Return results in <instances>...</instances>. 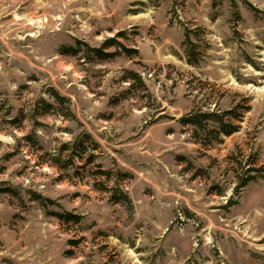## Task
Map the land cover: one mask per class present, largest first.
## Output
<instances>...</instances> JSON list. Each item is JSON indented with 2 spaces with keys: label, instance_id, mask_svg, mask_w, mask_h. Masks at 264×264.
Returning a JSON list of instances; mask_svg holds the SVG:
<instances>
[{
  "label": "rangeland",
  "instance_id": "374dc122",
  "mask_svg": "<svg viewBox=\"0 0 264 264\" xmlns=\"http://www.w3.org/2000/svg\"><path fill=\"white\" fill-rule=\"evenodd\" d=\"M0 189V264H264V0H0Z\"/></svg>",
  "mask_w": 264,
  "mask_h": 264
},
{
  "label": "trees",
  "instance_id": "16d2710c",
  "mask_svg": "<svg viewBox=\"0 0 264 264\" xmlns=\"http://www.w3.org/2000/svg\"><path fill=\"white\" fill-rule=\"evenodd\" d=\"M110 41H111L110 46L119 45V43H117L116 40L112 39ZM95 52L99 58H108V57H111L114 55L113 53H108V52H105V51L99 50V49L96 50ZM129 74H130L129 77L131 80H135L136 78H138V76L136 74H134L133 72H130ZM180 122L183 125H192L195 128H197V130H206L208 127V124L210 122H214V123H217L219 125L218 130L226 136H230L234 132L237 131L236 127H234L230 123L225 122L224 116L220 115V113L205 112L202 110H198L194 114H191L189 116L182 117ZM83 146L84 145L82 143L77 144V145L76 144L73 145V151L76 152V154H78V155L77 156L76 155H69L68 158H69V161L72 162L71 164H73V161L75 160V158L76 159L77 158H83L82 156H83L84 151H85V148ZM68 149H70V148L67 145H64L62 150L65 151ZM93 160H94V155H90L88 158V162L92 163ZM54 161H55V166L59 167V164L62 165V161L60 160V158H56V159H54ZM59 168H61V167H59ZM251 171H248V172H251ZM100 172H101L100 174L106 175L108 178H111V176H112L111 172H107V171H100ZM254 178H255L254 176L246 177L244 179V181L241 183L240 187L241 188L245 187ZM105 190L107 191V189H105ZM111 190H114L113 194L111 196V199H110L113 203L130 205L131 201H130L129 196L127 195V193L125 191H123L119 188L111 189ZM6 192H10V189H0V193H6ZM35 199L38 200L39 198L36 197ZM59 217H60V219H65L67 221H74L76 223H78L81 220V216L75 215L72 213H65L63 215H60Z\"/></svg>",
  "mask_w": 264,
  "mask_h": 264
}]
</instances>
